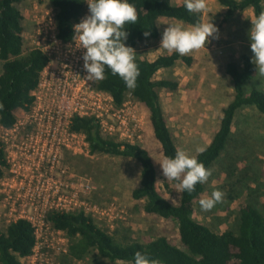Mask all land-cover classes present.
Returning <instances> with one entry per match:
<instances>
[{"label": "trees", "instance_id": "16d2710c", "mask_svg": "<svg viewBox=\"0 0 264 264\" xmlns=\"http://www.w3.org/2000/svg\"><path fill=\"white\" fill-rule=\"evenodd\" d=\"M22 1L0 0V125L7 129L16 125L19 112H28L32 108V94L50 61L42 50L26 49L24 16L19 7ZM46 1L55 10L58 38L65 43L71 42L74 26L86 11L87 0H40ZM219 2L228 11L227 19L235 13L252 11L256 18L264 12V0ZM130 3L136 7L138 20L135 25H126L129 33L126 45L135 51L144 42L160 39V20L163 18L190 26L202 22L200 14L189 13L184 3L175 5L174 0H130ZM145 32L151 34L146 37ZM180 61L193 64V58L175 52L159 56L154 62L136 55L141 74L135 89H128L110 69H106L105 78L97 83V89L111 95L116 104H123L127 96L132 95L147 110L154 137L165 158L174 157L179 149L166 122L158 90L175 91L178 84L167 79L157 81L155 77ZM242 61V68L235 62L227 65V74L234 85V98L222 110L220 128L205 147L206 151L197 155L198 161L211 170L228 151L239 111L255 107L264 114V91L253 88L248 93L246 89L257 78V67L249 56H243ZM71 130L86 137L91 155L134 159L140 164L141 182L132 197L141 203L146 215L176 224L182 248L174 245L167 236L156 237L147 243L122 244L84 212H52L48 222L64 233L69 243L65 255L68 263L82 261L92 253L113 264L130 263L139 251L159 259L161 264H264V205H259L258 201L244 204L237 214V230L216 233L194 218L196 204L205 193L206 183L197 184L191 194L180 192L175 204L160 192L157 167L148 149L142 145L124 144L106 135L94 118H75ZM7 169V155L0 140V180ZM35 246V229L29 221L20 219L10 223L5 231H0V264H23L32 256Z\"/></svg>", "mask_w": 264, "mask_h": 264}, {"label": "rangeland", "instance_id": "374dc122", "mask_svg": "<svg viewBox=\"0 0 264 264\" xmlns=\"http://www.w3.org/2000/svg\"><path fill=\"white\" fill-rule=\"evenodd\" d=\"M182 3L184 0H174L175 5ZM207 6L202 22L212 21L219 32L209 38L207 47L185 55L193 58L191 66L180 61L174 67L160 71L155 77L157 81L167 79L178 84L175 91L158 90L160 104L178 149L195 156L199 154L196 152L198 147H207L211 143L220 128L222 110L234 98V85L227 74V65L235 62L242 68V58L245 55L254 60L249 37L251 20L255 19L254 13H235L227 19L228 11L219 0H207ZM19 7L24 16L23 36L26 49L35 48L38 43L37 33L43 29L50 31L52 28L55 10L49 2L40 0H23ZM180 22L161 19L160 39L140 44L136 54L150 61L173 54L174 52L160 48L162 35L168 25ZM182 23L185 27L190 26ZM253 88L264 91V77L258 75L247 86V92ZM143 110L147 115V125L142 147L150 151L155 161L161 194L177 204L180 195L176 188L178 181H167L163 175L159 164L165 159L163 150L154 137L147 110ZM17 116L23 117L22 112ZM16 135L17 132L14 136ZM3 136L4 132L0 128V138ZM20 138L18 137L19 140ZM62 168L68 171L63 180L71 187L82 189V184L89 185V192H81L79 201L87 204L91 210L86 212L81 207L74 212L83 211L92 216L100 228L120 243H147L156 237L167 236L174 245L182 248L176 224L146 215L140 207L141 203L133 199L132 193L141 182V166L136 160L91 155L89 149L84 154L66 151L62 158ZM24 174L27 175L24 170L10 165L4 178L0 180V231H5L10 223L22 215L13 208V202L17 198ZM216 190L225 194L223 201L211 211H202L200 200L209 198ZM200 200L196 204L194 218L216 233L237 230V214L244 204L258 201L259 205H264V114L255 107L239 111L228 151L213 167ZM50 240L52 247L34 253L23 264H40L42 259H48L50 264H113L100 258L97 253H92L82 261L68 263L65 255L69 243L65 234H55Z\"/></svg>", "mask_w": 264, "mask_h": 264}, {"label": "built area", "instance_id": "2783aa9c", "mask_svg": "<svg viewBox=\"0 0 264 264\" xmlns=\"http://www.w3.org/2000/svg\"><path fill=\"white\" fill-rule=\"evenodd\" d=\"M88 3L77 24L90 15ZM53 21L50 31L43 29L36 36L35 48L42 50L50 61L32 94V108L22 112L23 117L17 116L13 128L0 125L4 132L0 140L9 166L27 173L23 175L13 208L22 214L16 221L27 220L35 229L33 254L52 247L50 237L62 234L48 222L50 213H71L81 207L86 212L91 210L79 201L81 192H89V185L82 184L79 189L63 180L68 174L62 168L64 152L84 154L89 149L86 137L71 130L73 120L77 117L94 118L103 133L128 145H142L147 125L146 112L132 95L118 105L111 95L97 89L98 81L86 80L88 74L82 58L85 50L75 47L74 38L69 43L61 41L55 15ZM94 210L98 211V208L94 207ZM41 262L50 264L48 259Z\"/></svg>", "mask_w": 264, "mask_h": 264}, {"label": "clouds", "instance_id": "9594fccd", "mask_svg": "<svg viewBox=\"0 0 264 264\" xmlns=\"http://www.w3.org/2000/svg\"><path fill=\"white\" fill-rule=\"evenodd\" d=\"M88 4L90 15L74 26L75 47L85 50L82 58L88 74L86 80H103L106 69H110L112 75H118L128 89H135L141 73L136 63V51L126 45L129 35L126 25H135L138 20L135 5L130 0H90ZM184 7L189 13L201 16L208 10L207 0H184ZM251 21L249 37L253 63L257 74L264 77V12ZM218 32L212 21L188 27L182 22L171 24L163 32L160 48L185 56L193 50L207 47L209 38ZM150 34L144 33L146 37ZM205 151L203 146L196 149L199 154ZM159 164L167 181H178L177 193H193L197 184L206 183L212 175V170L199 162L197 156L183 150H177L174 157L165 158ZM224 195L219 190L213 191L209 198L200 200L201 210L211 211L223 201ZM130 264H161V261L138 251Z\"/></svg>", "mask_w": 264, "mask_h": 264}, {"label": "crops", "instance_id": "0c3cea01", "mask_svg": "<svg viewBox=\"0 0 264 264\" xmlns=\"http://www.w3.org/2000/svg\"><path fill=\"white\" fill-rule=\"evenodd\" d=\"M157 58H158V57H157ZM157 58H156V59H157ZM156 59H154V60H152V61H150V60H148V61H150V62H154Z\"/></svg>", "mask_w": 264, "mask_h": 264}]
</instances>
